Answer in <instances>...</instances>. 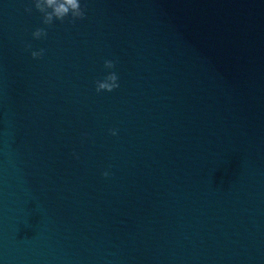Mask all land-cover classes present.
I'll list each match as a JSON object with an SVG mask.
<instances>
[{"label": "water", "instance_id": "water-1", "mask_svg": "<svg viewBox=\"0 0 264 264\" xmlns=\"http://www.w3.org/2000/svg\"><path fill=\"white\" fill-rule=\"evenodd\" d=\"M78 2L0 0V264H264V0Z\"/></svg>", "mask_w": 264, "mask_h": 264}, {"label": "clouds", "instance_id": "clouds-1", "mask_svg": "<svg viewBox=\"0 0 264 264\" xmlns=\"http://www.w3.org/2000/svg\"><path fill=\"white\" fill-rule=\"evenodd\" d=\"M49 4L53 3V0H48ZM71 6L73 9L76 10V18H83L84 17V12L81 9V5L80 2H78V0H66V4H60L59 7L56 8L55 12L57 17L62 21L64 15L68 12V7L67 6ZM26 11H31V9H26ZM44 23H48V21H43ZM42 31H44L43 29H37L35 32H33V36H38ZM30 47V45H29ZM43 50H41L40 53L37 52H32V56L33 58H36L40 55H42ZM105 66L106 67H115V64L113 61L111 60H106L105 61ZM108 80L112 81V83H102L99 85V88H97V92L100 91L101 88L103 89H107L108 92L113 91L114 89L119 87V84L117 83L118 81V77L116 75V73H112L108 76ZM113 135H116V131L113 130L112 131ZM104 175H107V173H105Z\"/></svg>", "mask_w": 264, "mask_h": 264}]
</instances>
